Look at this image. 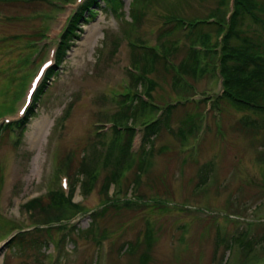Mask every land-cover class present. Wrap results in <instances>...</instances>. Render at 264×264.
<instances>
[{
  "label": "rangeland",
  "instance_id": "obj_1",
  "mask_svg": "<svg viewBox=\"0 0 264 264\" xmlns=\"http://www.w3.org/2000/svg\"><path fill=\"white\" fill-rule=\"evenodd\" d=\"M122 1L116 10L99 0L95 17L81 24L35 103L27 128L2 130L0 264H264L262 115L228 100L220 110L209 109L222 84L214 63L203 66L205 58L197 73H177L192 26L181 29L175 21L225 16L233 0ZM84 2L0 0V125L23 116L33 76L44 61L57 64L61 34ZM133 8L140 13L136 24ZM218 31L205 25L199 42L212 45ZM165 46L167 57L148 75L150 105L136 120L124 116L127 93L148 98V83L136 85L134 78L142 55L149 47L163 53ZM168 104H177L171 125L162 124L146 145L143 168V154H129L113 127L134 125L133 150H139L146 126ZM246 116L258 117L260 125L243 128ZM9 125L15 124L3 129ZM83 161L91 175L78 172ZM123 164L120 179L107 187L109 175ZM54 190L72 191L57 218V211L25 208ZM62 217L66 226L52 237L44 233L38 246L30 243L29 237L42 235L36 229ZM93 221V232H85ZM20 233L23 247L13 246L10 240Z\"/></svg>",
  "mask_w": 264,
  "mask_h": 264
},
{
  "label": "trees",
  "instance_id": "obj_2",
  "mask_svg": "<svg viewBox=\"0 0 264 264\" xmlns=\"http://www.w3.org/2000/svg\"><path fill=\"white\" fill-rule=\"evenodd\" d=\"M68 1V0H64ZM111 7L118 10L123 5L122 0H104ZM99 0H85L84 3L80 4L70 17V22L66 26L65 30L60 37V42L57 47V64L50 68L46 77L44 78L41 86L39 87L37 93L35 94L34 103L29 108L26 116L22 120L14 121L9 125L11 127L3 129V126L0 125V138L3 137L2 130H10L13 132V127H19L20 129H26L27 124L29 123L30 118L35 115V103L39 100V97L46 90L49 80L56 73L58 64L61 63L63 58L66 56L67 52L70 50L71 46L75 42V39L78 37V31L82 23H88L91 21L95 14L97 13V8ZM219 12V10H217ZM230 12V15L228 13ZM139 12L136 8L132 9V23L136 24V21H139ZM175 21L178 28L189 29L190 32L187 34L189 37L190 44L188 45V54L185 59H183L180 68L178 69V74H183L184 72L193 73L196 71L200 62H203V58L206 59L205 64L203 65L205 69H209L210 65L213 63L218 69L219 79L222 84V91L220 94L215 96L214 101L210 102L211 109L222 108L221 102L228 100L234 104L238 109L249 110L254 114L262 115L259 116L261 120H264V2H258L256 0H233V9L226 11L225 16L220 14H211L207 19H197L194 22L184 21L180 19ZM205 25H211L218 31V38L212 45H203L199 42L202 34L203 27ZM202 34V35H201ZM158 48L149 47V54L142 55L144 63L142 65H137L140 70L138 74H134L136 85L139 83L146 85L148 83V92H145V95L148 97L145 100L140 98V93L135 92V96L130 97V93H127L128 96L126 100L122 102V114L124 116L137 119V115L142 111L146 106H149L148 99L151 97L152 81L149 78V73L152 71L155 63L161 58L167 57V52L170 51V48L165 46L163 47V53L158 52ZM168 50V51H167ZM152 58V59H151ZM180 71V72H179ZM175 73V82L180 80L178 74ZM150 80V81H149ZM26 84V80L22 83L23 87ZM22 87V88H23ZM214 102V103H213ZM177 104H168L164 108L160 109V115L157 119L151 121L143 131L142 136V145L137 151L133 150V140L136 135V127L132 126H122L117 123V127H113V132L116 136L123 135L125 139L124 143L129 154H134L140 152L143 154V162L141 159V167L144 168L145 165V156L148 154V149L146 145H152L153 139L157 136V133L161 129V125L164 124L167 127L171 125V117L174 108ZM264 124V123H263ZM8 125V124H7ZM6 125V126H7ZM239 125L243 128L249 127L256 128L260 125V120L258 117L254 120H251L249 117H244L242 122L240 121ZM249 125V126H248ZM19 134V133H18ZM2 136V137H1ZM115 136V135H114ZM117 141L112 139V142ZM124 145V147H125ZM143 147V148H142ZM111 148V145H110ZM88 165L83 161L78 170L79 173L86 175L88 172L91 175ZM125 166L120 165L116 171H112V174L107 178L108 185L111 183H116L121 176ZM140 175V173L138 174ZM91 178V177H89ZM110 182V183H109ZM87 182H83V186H86ZM59 193V194H58ZM48 199H38L35 198L30 203L25 205V208L31 209L37 208L42 210L46 215H51L56 211L59 212L56 215L59 216L62 213L63 205L68 204L72 200V191L68 194L65 191L54 190L48 194L46 197ZM32 205V207H31ZM108 209V206H105L101 211L95 212L93 215L94 221L96 217ZM80 213L76 212L75 215ZM74 215V216H75ZM62 217L57 221H53L47 226V229H36L37 232H41L42 235L36 234L32 235V238H28L32 245L43 242V235L48 234L49 237L53 236L52 231L56 229H61L66 226L65 221ZM50 220V219H49ZM94 221L90 224L89 228L85 230L87 233H92L94 230ZM61 227V228H60ZM23 234V235H22ZM25 233H20L14 237L11 242L13 246L23 247ZM131 244V243H130ZM133 247V246H132Z\"/></svg>",
  "mask_w": 264,
  "mask_h": 264
},
{
  "label": "bare ground",
  "instance_id": "obj_3",
  "mask_svg": "<svg viewBox=\"0 0 264 264\" xmlns=\"http://www.w3.org/2000/svg\"><path fill=\"white\" fill-rule=\"evenodd\" d=\"M53 67V66H52Z\"/></svg>",
  "mask_w": 264,
  "mask_h": 264
}]
</instances>
